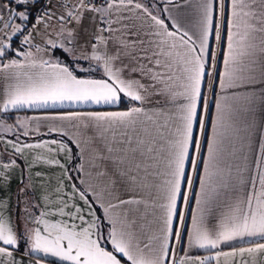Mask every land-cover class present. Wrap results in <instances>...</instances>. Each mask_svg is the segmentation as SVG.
<instances>
[{
  "label": "snow or ice",
  "instance_id": "6c2138e0",
  "mask_svg": "<svg viewBox=\"0 0 264 264\" xmlns=\"http://www.w3.org/2000/svg\"><path fill=\"white\" fill-rule=\"evenodd\" d=\"M66 105L105 110L0 137L26 223L0 211V264L21 240L33 264H264V0H0V113Z\"/></svg>",
  "mask_w": 264,
  "mask_h": 264
},
{
  "label": "crops",
  "instance_id": "0c3cea01",
  "mask_svg": "<svg viewBox=\"0 0 264 264\" xmlns=\"http://www.w3.org/2000/svg\"><path fill=\"white\" fill-rule=\"evenodd\" d=\"M51 31V29L49 30ZM40 35H43V28H41L40 33H38L36 35V38L39 37ZM215 44L212 45L213 51H215ZM33 52H35V49H30ZM61 57V59H65L62 55L61 52L56 51L55 53H52L51 51H49L48 56H46L45 58H54V57ZM67 62V61H65ZM121 108H124L125 105H120ZM212 112L210 115V119H209V129H208V137L210 138L211 136V119L214 118L215 116V108L214 106H212ZM94 110H105L103 106H96V105H80V106H65L63 109L57 108V109H13L10 110L7 114H11L12 117L7 119L8 124L12 125L13 127H15L16 129H18L16 127V119L19 118H24V117H31V116H39V115H43L45 113H54V112H66V111H94ZM107 110H114L112 108H108ZM4 114V113H3ZM18 131H22L19 130ZM46 131L44 128H41V132ZM48 139L49 137L47 136H40V135H35V136H31V137H23L21 138L22 140H27V142H34L36 140H40V139ZM55 138H60L58 136H56ZM25 155H28V153L26 152ZM204 156L207 155L206 152V144H205V151L203 153ZM30 158V157H29ZM65 164H67V160L64 161ZM33 171H41L45 174V176L48 177H52V181L51 184L54 187L56 180H55V176L60 172L59 168L56 167H52L49 168L47 166H40L39 168L33 169ZM191 175V173H189ZM203 174V170H202V165H201V170H200V175ZM19 175V170H17L16 176L18 177ZM37 187L35 189V197H34V202L35 203H39L41 205L40 207V211L43 210V202L39 199L41 192L43 191L41 188H39V184L42 182L40 179L34 178L33 181ZM18 186V179H13L11 185L9 187H5L3 189H0V200H3L6 202V206L3 209H0V211H3L4 215L6 217H8L13 226L18 229L19 233H23L25 231L26 228V223L24 220V216H23V209H24V204L23 203H17V196H16V188ZM193 192L194 193H198L199 192V180L198 178L196 179V182L194 184L193 187ZM196 207L195 205V197L193 196L192 199V203H191V208L194 210ZM181 211H184L183 207H181ZM38 214V211H37ZM55 219H59V217H55ZM187 227L190 229L191 228V213L188 214V218H187ZM231 246H248L245 242L242 241H234L231 243ZM185 248H187V242L185 239ZM223 250L225 251H229L230 250V246L229 245H224L223 246ZM28 252V243L26 242V240H21L19 247H17L14 251H13V259L15 260V264H33V260L34 259H41L43 257V254L41 253H36V254H32V255H26L25 253ZM191 253L193 255H200V256H204V255H208L209 251L205 250V249H192ZM44 264H60V262L53 258V257H44ZM4 264H11V262L9 260H7L6 258L4 259Z\"/></svg>",
  "mask_w": 264,
  "mask_h": 264
},
{
  "label": "rangeland",
  "instance_id": "374dc122",
  "mask_svg": "<svg viewBox=\"0 0 264 264\" xmlns=\"http://www.w3.org/2000/svg\"><path fill=\"white\" fill-rule=\"evenodd\" d=\"M43 40H44V35H40L39 37H37V39L34 40V43L39 45L40 47H44ZM31 49H35V48H31ZM214 49H216V47ZM4 114L0 113V123L10 125V124H8L6 118H3ZM19 132L20 131H18V129L13 127V132L0 131V137H3L5 139H13L14 138L13 133H19ZM21 138H23V137L21 136Z\"/></svg>",
  "mask_w": 264,
  "mask_h": 264
},
{
  "label": "trees",
  "instance_id": "16d2710c",
  "mask_svg": "<svg viewBox=\"0 0 264 264\" xmlns=\"http://www.w3.org/2000/svg\"><path fill=\"white\" fill-rule=\"evenodd\" d=\"M210 109H211V112H212V106L210 107ZM211 112H210V115H211ZM210 115H209V119H210ZM10 117H12L11 116V114H7V113H5L4 115H3V118H6V120L8 119V118H10ZM210 122V121H209Z\"/></svg>",
  "mask_w": 264,
  "mask_h": 264
},
{
  "label": "built area",
  "instance_id": "2783aa9c",
  "mask_svg": "<svg viewBox=\"0 0 264 264\" xmlns=\"http://www.w3.org/2000/svg\"><path fill=\"white\" fill-rule=\"evenodd\" d=\"M211 107V106H210ZM211 109H209V115H210Z\"/></svg>",
  "mask_w": 264,
  "mask_h": 264
}]
</instances>
